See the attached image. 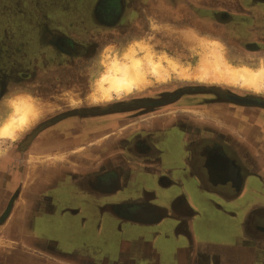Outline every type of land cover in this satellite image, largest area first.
Wrapping results in <instances>:
<instances>
[{"label":"crops","instance_id":"crops-1","mask_svg":"<svg viewBox=\"0 0 264 264\" xmlns=\"http://www.w3.org/2000/svg\"><path fill=\"white\" fill-rule=\"evenodd\" d=\"M55 4L62 12L82 9L74 0H29L25 13L50 14ZM124 7L129 37L157 22L181 38L172 29L189 25L221 40L227 54L257 65L264 59V0H124ZM250 63L241 64L257 66ZM253 108L240 109L232 121L210 113L226 132L222 139L232 140L224 149L238 155L241 177L219 176L206 159L122 160L113 146L94 165L32 162L2 227L3 238L13 242L0 249V264H264V108ZM86 172L97 175L92 184L83 179ZM215 227L220 240L212 239Z\"/></svg>","mask_w":264,"mask_h":264},{"label":"flooded vegetation","instance_id":"flooded-vegetation-1","mask_svg":"<svg viewBox=\"0 0 264 264\" xmlns=\"http://www.w3.org/2000/svg\"><path fill=\"white\" fill-rule=\"evenodd\" d=\"M28 1L0 0V113L9 108L7 103L18 91L56 104L57 108L13 141L2 159L0 236L21 198L25 169L34 162L32 156L50 164L68 161L94 165L110 156L105 152L113 146L119 148L122 160L130 156L136 157L132 160L150 157L178 163L206 159L216 165L219 176H243L238 155L224 149L232 140L222 139L226 132L210 119V113L224 114L232 121L240 109L264 108L263 97L235 89L220 91L197 82L173 81L106 103L88 104V95L80 96L79 78L70 76L78 73L81 59L97 55L102 40L121 42L129 37L124 0H74L86 7V13L82 9L80 13H56L54 9L50 14L25 13ZM121 24L126 28H120ZM249 47L253 46L245 48ZM72 94L78 95L80 104L73 103ZM98 137L105 138L101 144L96 142ZM158 140L170 151L158 148ZM80 145H85V150L73 153ZM92 177L97 175L86 172L83 179L92 184Z\"/></svg>","mask_w":264,"mask_h":264},{"label":"bare ground","instance_id":"bare-ground-1","mask_svg":"<svg viewBox=\"0 0 264 264\" xmlns=\"http://www.w3.org/2000/svg\"><path fill=\"white\" fill-rule=\"evenodd\" d=\"M176 28L180 29L186 39L196 42L202 47L196 68L189 69L187 66H182L167 55L157 56L148 45L139 42L137 43L139 44L138 47L143 50V53H139L136 49L137 46L132 45V49L124 51L122 57L115 55L109 59L105 71L97 81L96 92L88 94L87 102L89 104L96 101L102 103L110 101L114 96L123 97L124 94H130L136 89L147 88L154 84L155 80L165 81L171 77L173 72L186 79H207L212 83L239 85L256 92L264 91V59H261L262 61L258 66L234 64L228 60L226 46L221 40L200 35L189 25ZM71 96L72 101L81 103L78 95L72 94ZM12 106V112L0 126V153L3 142L19 139L44 115L57 108L56 104L37 99L26 92L19 93L17 98L13 100ZM104 139V137H98L96 142L101 144ZM85 148V145H80L79 148L74 149L73 153H81ZM48 151L47 154H49ZM68 155H70L69 152ZM32 158L35 161V166H37L39 164L38 157L32 156ZM3 236H1L0 249H4L7 244L10 245L13 242L5 240Z\"/></svg>","mask_w":264,"mask_h":264},{"label":"rangeland","instance_id":"rangeland-1","mask_svg":"<svg viewBox=\"0 0 264 264\" xmlns=\"http://www.w3.org/2000/svg\"><path fill=\"white\" fill-rule=\"evenodd\" d=\"M68 4H66V8ZM53 8V7H52ZM54 8L57 10L56 13H62V5L57 7L56 4L54 5ZM84 8L86 10V7L82 6V13L84 12ZM90 6H88L89 10ZM65 10V9H63ZM66 12V10H65ZM153 25V24H151ZM164 28L161 27L159 23L156 22V25L154 26V29H152L150 32H147L146 34H140V36H131L125 39V41H115L114 39H107V40H102V43L100 45V48L98 50V53L95 57L92 59H81V67L79 68L78 73H75L74 75L72 74L70 77H77L79 78L80 81V94L81 96L88 95L91 92H96L97 89V81L99 77L102 75V73L106 69V63L109 61V59L115 55H118L119 57H122L124 51H130L132 49V45L137 46L136 49L138 50L139 53H143L138 46L139 42L144 43L148 45L155 53L156 55H167L170 58L174 59L177 61L180 65L182 66H187L189 69H194L197 67V64L199 62V57H200V52L202 51V47L200 44L189 41L186 39L182 33L180 32V29L173 28L172 31L177 32L180 34L181 38H176L175 34L172 32H167L165 30H162ZM145 40V41H144ZM136 42V43H135ZM140 49V50H139ZM227 54V53H226ZM228 60L230 62H235V63H246L251 62L250 64H256V62L253 59L246 58L244 60L243 58H240L239 55H234L232 53H229L226 55ZM264 54L259 55L260 57H263ZM255 57V56H253ZM259 63V61H258ZM261 63V62H260ZM260 63L258 65H260ZM257 65V66H258ZM173 81H178V82H197L204 84V86L207 87H218L220 91H227L228 89H235L236 91L244 92V93H249V94H257L260 95V97L264 98V91L262 92H256L254 90H249L242 88L239 85H229L225 83H212L209 82L207 79H186L182 78L181 76L177 75L176 73H172L171 77L165 81H154V84L148 86L145 89H136L133 92L126 93L123 96L132 95L135 92H145L148 91L151 88H155L160 84L163 83H170ZM69 87H65L67 89ZM122 97V96H120ZM114 99L119 98L118 96H114ZM75 103V102H73ZM88 103V102H87ZM101 102H93L91 104H98ZM104 103V102H102ZM106 103V102H105ZM89 104V103H88ZM4 119L0 120V123H3ZM10 141V142H9ZM2 143V149H1V155L3 156L4 153H7V147L10 145L12 140H9ZM32 158V157H31ZM33 159V158H32ZM220 230V228L215 227L212 232V239L213 240H220L222 239L221 236L216 234V231Z\"/></svg>","mask_w":264,"mask_h":264}]
</instances>
